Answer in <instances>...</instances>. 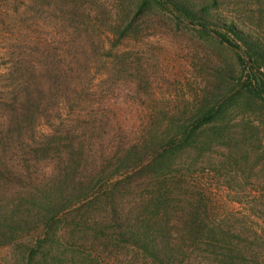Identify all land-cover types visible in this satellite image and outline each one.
Returning <instances> with one entry per match:
<instances>
[{"label": "rangeland", "instance_id": "374dc122", "mask_svg": "<svg viewBox=\"0 0 264 264\" xmlns=\"http://www.w3.org/2000/svg\"><path fill=\"white\" fill-rule=\"evenodd\" d=\"M19 38L27 52L16 67L20 74L54 75L61 67L76 87L65 106L58 103L61 97H45L37 116L50 138L57 127L64 139L70 136L81 162L70 163L61 146L21 161L18 130L28 121L20 122V114L27 120L23 109L0 103V139H10L0 144V206L7 213L20 207L35 219L54 201L58 212L46 214L41 226L56 233L53 251L64 264H167L168 257H180L179 250L146 259L118 240L129 213L142 211L137 185L153 169L120 171L111 165L122 155L121 145L159 123L172 127L192 111L222 109L195 131L188 148L176 152L188 176L182 183L187 192L178 191V203L170 208L186 218L197 179L223 213L239 217L237 247L251 264H264V96L250 87L257 81L248 58L242 61L231 46L178 19L157 0H0L2 74L13 68L3 54L14 50ZM249 44L264 53L257 43ZM63 108L59 118L55 112ZM16 122L21 126L13 129ZM5 226L0 225V236ZM21 249L0 245V264H17ZM195 257L192 253V261Z\"/></svg>", "mask_w": 264, "mask_h": 264}, {"label": "trees", "instance_id": "16d2710c", "mask_svg": "<svg viewBox=\"0 0 264 264\" xmlns=\"http://www.w3.org/2000/svg\"><path fill=\"white\" fill-rule=\"evenodd\" d=\"M157 1L178 19L231 46L242 61L248 58L251 62L250 75L257 81L250 87L264 96V53L254 51L249 44L257 43L258 47L264 50V0ZM224 14V18L229 21L222 20ZM19 39L20 43L14 50L11 48L3 54L13 63V68L5 69L9 72L7 75L2 74L3 70H0V103L13 109H23L27 120L20 114V122L28 121L26 127L21 126L19 122L12 127H22L18 130L17 157L21 161H27L31 157L42 158L56 152L61 146L67 148L69 162L78 165L81 160L71 145L70 136L64 139L58 127H54V136L50 138L46 131L41 130V119L37 116V113L43 110L45 97H61L58 103L62 101L65 106L71 100L72 91L77 93V89L69 85V75L61 67L57 68L54 75L36 71H29L25 76L20 74L16 67L20 64L22 67L27 52L24 49V38ZM17 49H20V53L16 55ZM58 93L60 95H57ZM221 112L222 109H199L181 117L172 127L159 123V128L147 132L130 145H121L117 150L122 151V155L111 166L115 165L118 170L133 171L139 166L143 169H153L137 185L136 193L140 198L138 205L142 211L130 212L131 217L126 218L128 225L120 229L118 235L119 241L135 248L144 254L146 259H158L157 254L160 251L179 250L181 258L168 257L167 264H173L174 261H178L176 264H183L184 261L189 264H251V259L234 242L233 237L242 229L236 225L239 217L235 212L223 213L216 205L214 195L197 185V179L193 180L194 194L193 199L189 198L192 203L186 211V218L182 221L181 217H178L177 208H170L172 203H178V191L187 192L182 183L188 176L179 168L176 152L188 148L193 142L195 131L213 122ZM64 114V108L61 112H55L59 118ZM7 141H10L9 137L2 135L0 144L4 145ZM57 155V158H61V152ZM1 168L2 166L0 173ZM104 174L105 171H102L101 175ZM111 177L109 174L104 176V183ZM46 204L48 208L45 213L35 219L18 211L20 207L16 212L7 213L5 208L0 206V225H8L5 226V234L0 236V245L11 244L22 248L17 264H64L53 251L55 243L58 242L56 233H51V227L45 229L41 226L46 214L58 212L54 201L48 200ZM244 217L248 218L249 215L245 214ZM238 223L244 225L246 222ZM186 252L189 254L184 255ZM192 253L196 254L194 261L191 258Z\"/></svg>", "mask_w": 264, "mask_h": 264}]
</instances>
